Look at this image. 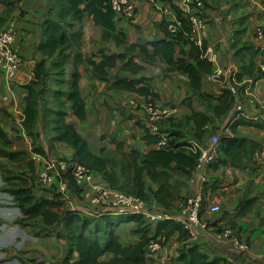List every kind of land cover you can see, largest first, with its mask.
I'll use <instances>...</instances> for the list:
<instances>
[{"label":"crops","instance_id":"0c3cea01","mask_svg":"<svg viewBox=\"0 0 264 264\" xmlns=\"http://www.w3.org/2000/svg\"><path fill=\"white\" fill-rule=\"evenodd\" d=\"M187 3L189 11L197 14L203 23L194 41L198 45H206L204 57L211 64V73L220 70L224 74L219 80H212L211 73L202 77L200 92L214 99L194 94L188 78L182 74L172 72L164 75L162 65L144 64L142 73L131 75L121 70L118 63L115 68L106 69L107 79L143 76L152 80L150 84L159 94L157 101L171 108V115L164 124L174 125L187 142L194 141L193 136L199 131L195 121L190 118L192 113L209 119L210 123L204 126L207 133L202 141L208 144L210 137H219L218 160L208 168L205 181L187 183L181 191V198L201 188L221 208L215 227L232 224L238 235L248 242L250 249L248 255H241L233 251L228 243L215 242L207 234H202L195 244L202 253L220 258L223 264H264V78L259 71L264 58V0H203L201 9L195 8L191 1ZM172 4V0H138L134 20L127 23L115 21V25L125 35L128 44L141 45L162 38L158 24L162 20L171 22L177 19ZM165 10L168 11L167 15L163 13ZM57 13L56 0H23L9 12L0 3V16L6 19L0 30L10 21L16 24L18 38L15 47L24 59L13 81L0 70V129L11 142L6 150L27 152L29 159H33L37 173L43 168L45 160H74L72 147L54 140L56 134L49 125L51 120L46 117V127L41 125L43 115L40 109L33 139L21 125L26 107L25 97L28 95L25 86L33 78L34 66L47 58L41 49L48 35L45 23L54 20ZM82 21L80 52L83 55L89 56L99 51L122 52L121 45L101 40L102 29L90 18L84 16ZM256 29H261L262 33L259 34ZM181 50L188 51V47L177 46L176 56L182 55ZM70 59L73 68L68 71V77L74 70L73 55ZM135 62L142 64L138 58H135ZM227 70L236 74L238 84H233L225 75ZM77 71L80 75L78 86L85 102V118L78 120L69 105L65 120L87 141L94 155L108 159L114 154L115 146L109 142V138L122 142L125 152L133 148L145 154L157 148L146 145L142 140L144 130L137 124H143L146 117L144 97L108 90L107 83L94 78L91 68L84 64L78 65ZM232 89L236 93H232ZM228 92V98L224 97ZM224 101H227V107L222 112L219 106ZM163 127L162 135H167L168 131ZM102 136H106V139L102 140ZM228 140L231 145L225 151V141ZM32 146L41 149L44 157L31 154ZM12 166L15 165L0 158V264H32L34 261L39 264H63L70 242L47 232L56 227L46 228L41 218L28 220L22 214L14 196L7 191L13 189L12 186L3 179L6 168L11 171ZM19 169L24 174L29 172L27 168ZM95 174L97 179L103 180ZM11 175L14 176L12 171ZM23 179H27L30 187L31 181L26 177ZM146 182L151 195L156 185L148 179ZM16 183L19 184V181ZM58 189L59 181L53 180L49 185H41L36 194L42 199H51ZM34 199L38 198L34 196ZM60 201L63 202L62 210L66 212L85 215L92 209L77 197L73 186H69V192ZM181 203L182 200L174 202L170 209L172 215H178ZM179 218L177 216L173 222L177 223ZM110 223L95 222L100 232L92 230L90 226L85 235L89 238L96 236L102 243L107 238L105 231L111 229L122 246H132L143 234L133 220L113 224L115 222L110 218ZM32 224H38V227L34 228ZM191 242L175 231L163 242L152 264H170ZM20 254L24 257H20ZM38 255L43 258H36ZM77 257L74 252L72 261H76ZM111 257L107 254L103 260Z\"/></svg>","mask_w":264,"mask_h":264},{"label":"trees","instance_id":"16d2710c","mask_svg":"<svg viewBox=\"0 0 264 264\" xmlns=\"http://www.w3.org/2000/svg\"><path fill=\"white\" fill-rule=\"evenodd\" d=\"M21 1L23 0H0V3L6 7V12H9ZM109 2L110 0H56L58 7L56 18L45 23L48 38L42 44L41 49L48 56H62L65 51L70 50L71 45L75 44V50L68 55V57L73 55L74 70L67 84L68 90L65 99L70 103V109L78 120L83 121L85 118V102L78 86L80 75L77 66L80 64L90 67L93 77L106 82L108 90L133 93L144 97L146 102L159 99V94L154 91L149 78L115 76L112 80H108L106 69L115 68L120 63L121 70L128 71L131 75H138L144 71V64L162 65L164 75L172 72L182 74L188 78L194 94L201 98L214 99L200 92L202 77L211 73V64L204 57L206 45H198L190 39L189 23L181 17V11L175 5L172 4L171 7L179 22L176 33L172 34L168 30L169 22L162 20L158 24V29L163 33L162 38L136 45L128 44L125 35L117 29ZM84 16L90 18L96 26L102 29L101 40L103 42H113L116 46L121 45L123 47L122 52L99 51L89 56L83 55L80 52V47ZM4 23L5 18L0 16V28ZM76 27L77 30L74 32ZM177 46L188 47V51L181 50L182 55L178 57L176 56ZM63 57L66 58L67 56ZM135 58H138L142 64L135 62ZM44 79V61H42L34 66L33 78L25 86L28 95L25 97L26 107L21 125L32 139L35 137L34 130L39 115L37 87L43 83ZM229 94V92L224 94V97L228 98ZM219 107L224 112L227 101L221 103ZM217 109L218 107L216 112ZM54 115L60 124L58 128H54L57 130L54 140L71 146L74 151L73 161L97 173L111 187L139 197L148 205L150 202V206L155 207L154 204H156L159 210L169 214H171L170 209L174 202L177 200L184 201L185 198L189 197L182 199L181 191L193 177L199 153L194 152L192 144L185 140L182 132L177 129L174 132H168L167 137L170 138L168 148L157 147L145 154L133 148L129 152H125L122 142L109 138V142L115 146V151L110 158L105 159L94 155L90 151L87 141L76 132L72 124L66 122V113L63 111L62 104H60V109L54 112ZM190 118L195 121L199 129L198 133L196 132L193 136L194 141L205 145L202 138L207 133L204 126L210 123L209 119L195 112ZM137 124L144 130L142 140L146 145L156 146L163 139L160 136L163 134L161 127H159L160 134L153 135L144 128L143 124L140 122ZM101 139H106V136H102ZM0 145V158L5 162L17 165L18 168H27L30 174L35 173L34 163L29 159L27 152L6 150L11 146V142L1 129ZM230 145L229 140L225 141L224 150L227 151ZM32 152L43 154V151L36 147L32 148ZM64 176L66 175L64 174ZM3 179L6 184L12 186L13 189L7 191L14 196L26 219L41 218V222L46 228L64 224V228L68 232L58 235V237L68 239L70 246L63 259V264H152L146 259V249L151 240L160 239L163 243L175 231L180 232L181 238L184 240H190L180 222L165 221L156 226H151L139 217L130 216L119 218L113 224L127 220L135 221L143 232L137 243L132 246H122L111 229L105 231L107 238L100 243L96 236L89 238L85 235V231L90 225L88 221L98 219V221L110 225L111 217L109 215L97 218L84 216V219H81V214L62 210L63 202L60 201L58 195L51 199L35 200L30 188L27 187V180L12 176L11 171L7 168ZM146 179L156 185V189L151 195ZM16 181H19V184ZM217 220L219 219L217 218ZM226 225L235 229L230 223ZM94 229L100 232L98 225H95ZM195 242L192 241L188 248L184 249L170 264H223L220 258L210 257L202 253ZM210 247L213 246L210 245ZM74 252L77 253L78 257L73 262L72 255ZM107 254L112 255V257L109 260H103Z\"/></svg>","mask_w":264,"mask_h":264},{"label":"built area","instance_id":"2783aa9c","mask_svg":"<svg viewBox=\"0 0 264 264\" xmlns=\"http://www.w3.org/2000/svg\"><path fill=\"white\" fill-rule=\"evenodd\" d=\"M138 0H110L109 6L114 14L115 21L132 22L137 12ZM191 1L195 8L203 7L202 0H172L173 5L181 8V17H183L190 26L189 37L194 40L198 30H202L203 23L197 14L191 13L190 6L187 3ZM165 15L168 11H163ZM169 22V21H167ZM179 22L176 20L169 22L168 30L175 34ZM259 34L261 29H256ZM18 38V28L12 21L8 22L3 29L0 30V70L7 74L10 80H15L16 73L24 63L23 57L16 49V41ZM259 71L264 78V58L262 59ZM223 72L217 70L211 73L212 80H219L223 76ZM233 84H238L236 74L227 70L226 74ZM232 93L236 90L232 89ZM158 101L145 102L146 117L143 126L150 134L159 133V127L171 115V108L163 106ZM163 139L156 145L157 147L168 148L170 138L167 135H160ZM194 152H198L199 156L193 172L192 182L201 183L206 180L208 168L215 164L219 156L220 139L218 136H212L208 144H201L196 141L190 142ZM35 159V157H34ZM64 174L66 176H64ZM39 179L43 184L53 180L59 181V189L57 195L62 199L63 195L69 192V186L72 184L75 193L91 211L85 212V216L97 218L103 215L110 217L119 216V218L139 217L145 223L151 226L165 221H174L177 216L184 229L190 237L191 241H196L202 234L211 235L215 242L228 243L227 245L235 252L241 255H248L250 246L246 240L241 238L235 229L224 225L223 227H215L221 208L216 205L200 188L191 196L182 201L178 211V215L163 212L147 204L144 200L134 195L128 194L111 187L105 181L96 178V174L86 167L75 161L66 162L64 160H45L43 163V171L39 174ZM162 240H151L146 249V259L153 263L157 253L162 248Z\"/></svg>","mask_w":264,"mask_h":264},{"label":"rangeland","instance_id":"374dc122","mask_svg":"<svg viewBox=\"0 0 264 264\" xmlns=\"http://www.w3.org/2000/svg\"><path fill=\"white\" fill-rule=\"evenodd\" d=\"M55 18H56V16H55ZM5 21H6V19H5ZM76 30H77V27L74 28V32ZM68 32L70 33L69 30H68ZM47 38H48V35L46 36V40H47ZM74 50H75V44L71 45L70 50L65 51L64 54L62 56H59V57L56 55L48 56L46 54V52H44V55L47 56V58L44 60L45 79H44L43 83L39 87H37L38 99L40 101L39 109L43 115L41 125L44 127H46V117H47L51 120L50 123L48 122L49 125H51L53 128H58L60 126V124L56 121V117L54 115V112L57 109H60V104H62L63 105V111L66 113L67 106L70 105V103L68 101H66V99H65V94L68 90V87H67L68 86L67 85L68 80L70 81V77H68V71H70L71 67H72V64H71L72 62L70 59L71 55L69 57H68V55L72 54V52ZM63 56H67V57L65 58ZM151 81L152 80H150V83H151ZM157 103H159V102H157ZM161 105L167 106L166 104H161ZM166 124L167 123H165V124L163 123L160 125V127H163L162 125H165L163 127L164 130H166L170 133L176 131V127H174V125H169V124L166 125ZM54 132L57 133V130L55 129ZM33 147L34 146H32V148ZM0 148H1V145H0ZM31 154H35L34 152H32V149H31ZM35 155H40L42 158L44 157L43 154H35ZM30 160L33 161V159H30ZM11 171H12L14 176H17L20 178H22V177L28 178L31 181V184L29 187V184L27 182V187L30 188L31 192L34 194V196H36V198L42 199V198H40V196L38 194H36V192L41 185H49V183L43 184L39 179V174L43 171V168L38 173L35 171L34 174H29V172L24 174L21 172V170L18 168V166L15 165V166L11 167ZM26 174H29V176H26ZM56 195H57V193L53 194L52 198H54V196H56ZM59 199H60V197H59ZM148 203H149V205H151L150 202H148ZM84 216L85 215H82L80 218L84 219ZM111 219L114 220V222H116L119 219V216H113V217H111ZM95 222H98V219H95L93 221H91V220L88 221V223L90 225L87 228H89L91 226V229L94 230L95 225H97V224H94ZM32 227L36 228V227H38V224H32ZM47 232H52L53 235L57 236V235L66 234L68 231L64 228V224L62 223L59 226H57L56 228H53L52 230H47ZM20 257H24V255L20 254ZM36 258L42 259L43 256L38 255V257H36ZM32 264H39V263L37 261H34Z\"/></svg>","mask_w":264,"mask_h":264}]
</instances>
